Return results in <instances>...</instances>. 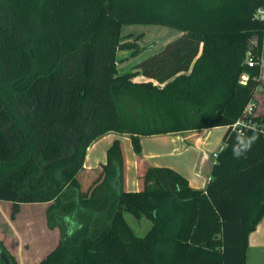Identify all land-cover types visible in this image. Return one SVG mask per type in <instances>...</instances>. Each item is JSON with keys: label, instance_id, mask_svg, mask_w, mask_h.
<instances>
[{"label": "trees", "instance_id": "1", "mask_svg": "<svg viewBox=\"0 0 264 264\" xmlns=\"http://www.w3.org/2000/svg\"><path fill=\"white\" fill-rule=\"evenodd\" d=\"M261 8L264 0H0V201L13 217L20 204L49 203L59 241L40 264H246L264 217V115H244L262 85ZM132 25L181 32L134 67L148 82L117 71L118 51L134 58L146 48L123 41ZM214 127H226L224 146L204 189L148 166L141 188L124 190L118 139L88 188L78 181L87 148L107 133L127 135L139 156L142 137ZM240 133L257 139L237 159ZM124 213L151 223L144 236ZM0 264H16L1 241Z\"/></svg>", "mask_w": 264, "mask_h": 264}, {"label": "crops", "instance_id": "2", "mask_svg": "<svg viewBox=\"0 0 264 264\" xmlns=\"http://www.w3.org/2000/svg\"><path fill=\"white\" fill-rule=\"evenodd\" d=\"M178 35H181L179 32ZM178 38L177 35L169 36L167 42ZM254 40L250 43V46L254 43ZM165 43V44H166ZM163 46V45H162ZM162 47H160L161 49ZM146 58V57H144ZM143 55L139 54L136 57V63L141 62ZM138 76V75H137ZM246 73H241L239 76V82L244 84L247 82L248 76ZM261 87L256 90L253 100L249 103L253 108L254 115L263 116L264 115V45L261 56ZM226 131V127H214L203 129L200 131H189L182 133H173V134H164L156 135L150 137H161L160 140L163 144L161 151L157 153H150L148 156L144 152V148L141 145V155H136L132 153V149L125 148L123 151L124 157V172H123V188L126 191H137L141 188V181L139 176L143 170L148 166H165L170 167L177 172L181 173L187 180L190 187L195 189H204L206 184L210 179V170L214 161V156L221 150L224 146L223 137ZM121 136L117 133H107L100 138L96 139L90 144L86 150L83 170L79 173L84 175L87 178L91 175H96L102 164H104L106 159V151L112 142L116 139L120 140ZM159 140V141H160ZM97 146V147H95ZM123 150V146H122ZM132 151V152H131ZM133 154V155H132ZM157 156V158H153ZM144 157L146 159H144ZM169 158V159H165ZM158 159L156 161H152ZM152 162H150V161ZM162 160V161H161ZM151 163V164H150ZM154 163V164H152ZM1 203H9L2 202ZM11 204V203H9ZM49 204V203H48ZM32 207L41 206L40 204H27ZM48 208V207H47ZM34 210V209H33ZM21 209L17 213L20 215ZM28 213V212H27ZM46 210H43V216L45 215ZM28 215V214H27ZM32 218V217H31ZM145 222L148 220L142 218L138 220L139 224L145 226ZM139 226V225H138ZM132 228V227H131ZM51 234L58 237L60 231L58 228L50 229ZM57 231H59L57 233ZM58 234V235H57ZM42 248L40 249V251ZM246 264H264V217L258 223L255 231H253L248 237V249L246 254Z\"/></svg>", "mask_w": 264, "mask_h": 264}, {"label": "rangeland", "instance_id": "3", "mask_svg": "<svg viewBox=\"0 0 264 264\" xmlns=\"http://www.w3.org/2000/svg\"><path fill=\"white\" fill-rule=\"evenodd\" d=\"M178 34L179 31L177 30L156 25H132L126 26L122 30V36L124 39L123 41L133 42L138 40L137 42L139 45L146 47L140 53L143 55V58H148L152 55L159 53L165 45L177 39L175 38L174 40H171L166 43L168 35H177L178 37H180L181 35ZM253 40H251V42ZM160 47L162 48L160 49ZM130 55L131 51L129 50L117 52V71L120 74L130 71L137 73L138 76L132 79V81L136 83L150 81L149 79L140 74V70L134 69V67L140 62H135L137 56L131 58ZM146 58H144L143 60H145ZM120 139L123 146V151L127 147L129 149H132V153H135L132 148L130 138L128 136H121ZM160 139L161 137H151L142 139L141 145L144 148V152H146L148 156L150 155L149 152L157 153V151H161V149L163 148V144L161 143L162 140ZM153 158H157V156H153ZM144 159L146 158L144 157ZM151 160L153 162L157 160L156 163H158L159 161L158 159ZM95 177L96 176L86 179L83 177V175H80L77 178L78 181L81 183L82 187L85 186V189H87L89 186V182L93 181ZM40 205L41 206L33 207V210L32 207L27 204H20V215L15 214V216L13 217L12 203L9 204L0 202V241L4 244L5 248L8 249V251L12 254L16 264H40L41 260H43L58 244V237L51 234L50 228L47 226L46 223V217L45 215L43 216V210L45 212L49 204L43 203ZM124 218L127 223L132 227L134 233L140 237L144 236L151 226V223L149 221L145 222V220V226L140 225L138 220L128 213H124ZM58 232L59 231H57V233ZM41 248L42 250L40 251Z\"/></svg>", "mask_w": 264, "mask_h": 264}, {"label": "clouds", "instance_id": "4", "mask_svg": "<svg viewBox=\"0 0 264 264\" xmlns=\"http://www.w3.org/2000/svg\"><path fill=\"white\" fill-rule=\"evenodd\" d=\"M257 139L255 135L251 137L245 136L243 133H240L236 137V143L232 146V155L234 158H240L245 155V153L251 148L253 142Z\"/></svg>", "mask_w": 264, "mask_h": 264}, {"label": "built area", "instance_id": "5", "mask_svg": "<svg viewBox=\"0 0 264 264\" xmlns=\"http://www.w3.org/2000/svg\"><path fill=\"white\" fill-rule=\"evenodd\" d=\"M256 16L262 20H264V8H261V9H258L257 12H256ZM246 62L247 64L252 67L253 64H254V61L252 59V57L250 56V53H247L246 55ZM244 115L246 116H253L254 113H253V108L250 106V104L246 107L245 109V112H244ZM251 123L247 121V125H250ZM245 125V122L243 119L241 120H238L235 124H234V127L235 128H240L241 126H244ZM253 127V126H252Z\"/></svg>", "mask_w": 264, "mask_h": 264}]
</instances>
